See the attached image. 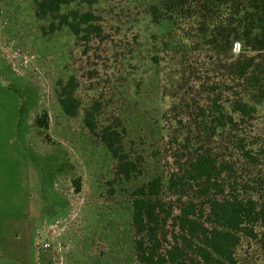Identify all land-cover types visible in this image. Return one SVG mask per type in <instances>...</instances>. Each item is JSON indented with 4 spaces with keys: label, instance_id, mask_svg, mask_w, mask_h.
Masks as SVG:
<instances>
[{
    "label": "rangeland",
    "instance_id": "374dc122",
    "mask_svg": "<svg viewBox=\"0 0 264 264\" xmlns=\"http://www.w3.org/2000/svg\"><path fill=\"white\" fill-rule=\"evenodd\" d=\"M85 1L72 7L93 13L103 30L89 40L67 28L45 36L53 19H38L34 0H0V264H132V193L177 172L188 119L225 99L241 51L239 16L258 3L183 0L175 11L193 18L155 24L149 9L158 0ZM71 80L81 104L73 118L58 100ZM94 103L98 132L120 131L142 170L132 182L85 125ZM250 126L247 134L264 145V106ZM245 135L203 139L219 159L236 161ZM245 179L250 189L264 185V159ZM165 199L170 235L188 199ZM257 232L242 240L239 264H264V225Z\"/></svg>",
    "mask_w": 264,
    "mask_h": 264
},
{
    "label": "trees",
    "instance_id": "16d2710c",
    "mask_svg": "<svg viewBox=\"0 0 264 264\" xmlns=\"http://www.w3.org/2000/svg\"><path fill=\"white\" fill-rule=\"evenodd\" d=\"M82 2L86 1L34 0L38 19H53L48 31L43 28V34L67 28L78 40L100 37L103 30L96 16L72 7ZM182 2L158 0L149 9L152 22L193 18L191 13L181 16L175 11L183 9ZM254 3L239 16L241 51L234 65L235 77L222 89L225 99H212L208 107H200L188 119L183 140L187 155L177 164V172L153 178L132 193V264H239L236 254L242 240L257 239V229L264 225V185L259 183V190L250 189L244 181L248 168L262 166L264 159V145L247 134L264 106V0ZM76 88L71 80L58 96L63 112L72 118L81 106L74 96ZM100 110V103H94L86 111L85 125L119 163L118 174L132 182L142 170L125 150L120 131L107 126L98 132L96 116ZM40 124L46 126L44 121ZM240 129H246V138L237 137L236 161L219 159L205 147L204 137ZM199 136L201 141L196 140ZM167 193L188 199L175 217L170 235L166 227L173 216V205L167 203Z\"/></svg>",
    "mask_w": 264,
    "mask_h": 264
},
{
    "label": "clouds",
    "instance_id": "9594fccd",
    "mask_svg": "<svg viewBox=\"0 0 264 264\" xmlns=\"http://www.w3.org/2000/svg\"><path fill=\"white\" fill-rule=\"evenodd\" d=\"M239 49H240V45H239V43H237L236 45H235V51H239Z\"/></svg>",
    "mask_w": 264,
    "mask_h": 264
},
{
    "label": "built area",
    "instance_id": "2783aa9c",
    "mask_svg": "<svg viewBox=\"0 0 264 264\" xmlns=\"http://www.w3.org/2000/svg\"><path fill=\"white\" fill-rule=\"evenodd\" d=\"M45 247H46V248H48V247H49V245H47V244H46V245H45Z\"/></svg>",
    "mask_w": 264,
    "mask_h": 264
}]
</instances>
